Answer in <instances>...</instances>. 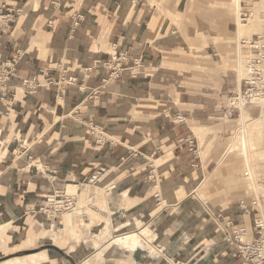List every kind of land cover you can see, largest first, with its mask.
Here are the masks:
<instances>
[{"label":"crops","instance_id":"obj_1","mask_svg":"<svg viewBox=\"0 0 264 264\" xmlns=\"http://www.w3.org/2000/svg\"><path fill=\"white\" fill-rule=\"evenodd\" d=\"M184 3L0 0V63L16 59V75L0 94L5 242L53 226L37 212L42 199L75 188L72 182L104 164L109 174L85 199L106 193L103 206H114L106 217H114L115 208L150 222L153 242L182 264H245L189 187L214 162L200 141L208 138L206 127L232 114L238 105L231 98L235 107L224 103L234 90L242 92L245 79L232 89L226 57L217 64L212 47L209 58L192 52L204 39L177 23ZM234 20L239 39L245 31ZM238 59L241 67L240 51ZM57 64L73 84L50 83L34 94L21 90L31 74L41 82L58 77ZM220 212L253 229L250 213L232 206Z\"/></svg>","mask_w":264,"mask_h":264},{"label":"rangeland","instance_id":"obj_2","mask_svg":"<svg viewBox=\"0 0 264 264\" xmlns=\"http://www.w3.org/2000/svg\"><path fill=\"white\" fill-rule=\"evenodd\" d=\"M184 1L185 3L181 5L183 14L181 18L178 19V22H176L178 24H186L187 28L185 32L191 37L196 35L197 30L203 33L204 39V42H202V44L200 43L192 52L198 57L209 58L205 57V55L206 52H210L209 47H212L214 53H217V55L213 57V61L217 64L221 63L223 56L226 57L227 64L225 68L231 75L232 89H236L237 86L243 85V80L248 78V74L246 73L248 62L244 57L248 56V52L259 53V55L255 56V58H258L256 63H261L262 65L260 66L256 78H262V81L258 84L254 83L243 87L241 93L245 100L241 109L239 106H236L231 115L228 114L224 116L221 114L222 117L215 120L212 126L206 127V132H209L208 138H201L200 141L204 147L207 146L205 148L206 151L209 150L210 153H212L210 158L213 159L214 162L204 167V170L201 171L202 173L193 181H190L189 187L190 190L195 189L192 196L201 202L206 211L220 212L227 206L238 207L239 201L243 200L248 206L247 212L250 213L252 217L253 226V229H251L250 225H247L245 239L247 241H251L253 238L261 239L260 250L264 255L263 229H260L261 235L257 233L253 234L254 218H257L259 222H263L262 218L264 215V98H262L264 97V57H262L261 54L263 50L262 53L264 56V0H239L238 9L234 8V4L231 0H229V2L228 0H215L217 1L215 3H212V0ZM244 13H246V15H244ZM239 14L243 19L242 22L249 21V23L247 27L243 29L245 35L238 39L234 36V31L236 29L234 19L236 18L238 21V19H240ZM226 36H228V38L224 39L223 37ZM250 37L253 39L252 43H255V41H262V45L257 51H253L254 48H251L248 43L242 42L249 40ZM205 48L207 51H204ZM239 51L243 58V60H241V67L238 63ZM240 68L242 70L241 73L239 71ZM252 87L258 90V94L262 96L261 99H253V93L250 91ZM236 91L237 90H234L233 93L229 94L224 103V106H229V109L233 108V106L229 104V99L236 94ZM255 97L257 98V95H255ZM242 137L244 140L246 139V145L247 142H252L255 145L253 149L250 144V149L255 151L253 156L251 154V159H253V187L249 186L246 180L248 177L244 169L243 155L241 154V147H243ZM72 183L79 184V188L77 189V187H75L66 192L69 194H77V206H82V201L87 197V188L90 184L82 186L80 184V179ZM95 185L98 186V189L101 187L100 182L95 183ZM105 199H109L106 193H102L95 198L85 199L87 201L86 205L81 209L87 217L81 221L82 219L79 218V214H74V221L73 224H71L74 226L73 234L72 231L71 234L69 233L70 227L72 226L68 225L65 228L63 216L65 214H61L56 219H53L55 221L52 223L54 224L53 226L47 225L44 226V228L37 229L35 234L38 233L39 235H37L31 243H24L25 236L23 234L13 240L7 239V244L5 241L2 242L0 244V264L3 262L15 261L18 259L17 257L22 259L27 255L41 251H45V255L50 259L47 264H83L82 261L85 264L87 260L89 264H131V259L136 260L139 264H167L165 260L167 256L170 258V261H180L170 256L172 252L170 253L163 250L160 245H157V242H153L154 239L150 241L149 245L164 256L159 254L157 256H152L151 253L143 249L129 252L124 248H120L118 245L110 246L109 243L112 235H117L125 231L137 230L135 226L132 228H129V226H120L114 229L112 226L113 223L119 226L121 223L124 224L125 221H136V219L141 220L143 223L150 222H145L143 219L138 218L137 214H131L130 211L124 212L116 210L115 208L114 217L110 216V218L108 217L109 220H107L105 217L108 216L111 210L110 207L114 206H103V201ZM43 200L44 199H42V201ZM77 206L73 209L74 211ZM39 207L40 205L37 206V208ZM98 208L105 212L99 213ZM37 212L40 213L39 209H37ZM101 222L103 226L102 224L99 225ZM106 222L108 225L110 224V228H108L107 232H102V230H105L104 225L107 224ZM98 226L103 228H98ZM44 229H51L55 233L57 232L56 237L50 239L48 236L40 235ZM70 235L71 237L73 235L72 239H68ZM71 245L74 248H71ZM58 248L63 252H60ZM98 250H100V252L96 254ZM66 253L70 255V259L67 257Z\"/></svg>","mask_w":264,"mask_h":264},{"label":"bare ground","instance_id":"obj_3","mask_svg":"<svg viewBox=\"0 0 264 264\" xmlns=\"http://www.w3.org/2000/svg\"><path fill=\"white\" fill-rule=\"evenodd\" d=\"M231 2L234 4V8L238 9L239 0H231ZM240 20H241V18L238 19V21L237 20L236 21L238 22L239 30H243L244 28L247 27V24L249 23V21L248 22H242L243 19L241 21ZM251 39L252 38H250L249 40H245V42L247 41L246 43H248L251 48H259L262 45V41H260V42L259 41H255V43H252L251 42ZM262 51H261V54H262V57H264ZM254 55H255L254 52H248V56H245L246 58L244 57V59H246L249 62L250 60L253 59ZM261 65H262L261 63L260 64L257 63V64H253V65H247V67H246V73L248 74V79H249V82L251 84H254V83L258 84L259 82L262 81V78L259 79V78L254 77L255 76L254 74L256 72V69L258 68V70H259ZM256 84H255V86H256ZM250 91L253 93V96H254L253 99H261L262 96H260L258 94L259 92H258V90H256V88H253L252 87V89ZM255 95H257V98L255 97ZM262 98H264V97H262ZM244 100L245 99H244L242 93H238V94H235L234 96H231V104H236L239 107H242L243 106ZM263 132H264V130H263ZM241 139H242V142H243V147H241L242 148L241 149L242 150L241 151V154L243 155V159H244V163H243L244 164V169L247 172V177H248L246 180H247V184L249 186L253 187L254 186L253 169H252V165H253L252 164V160L253 159H251V157L255 154V151H253V149H254L253 147H255V145L252 142H247V145H246V141H245L246 139L244 140L243 137ZM250 141H252V140H250ZM250 144H251V147L253 149H250ZM20 149L21 148L18 149V151H17L18 153H20ZM256 153H258V152H256ZM251 154H252V156H251ZM102 178H100L97 182H100L102 180ZM87 184H89V183H82L81 185L82 186H86ZM76 187L78 189L79 188V184L76 185ZM67 190H69V189H67ZM97 191H98V186H96L95 183L93 185H91V184L88 185L87 195L93 196L94 194H97ZM76 195L73 194V193L72 194H69L67 192H62V193L59 194V196H62V197H59V198L58 197H55L54 198L53 196H50L49 197V200L46 202L48 205H51V204H55L56 200H58L59 202H56L57 205L58 204L65 205V201L66 200L67 201L68 200L71 201V205H69V207L66 208V212L67 213L66 212L63 213V214H65V224H66V226H68V225L72 226L71 224H73V221H74L73 220L74 219L73 218L74 214H79V218H81L82 220L85 217H87V215L81 209V208H83V206H79V207L77 206V203L78 202H77V196ZM65 198H66V200H64ZM75 206H77V207H76V210L74 211L73 209L75 208ZM262 215H263V213H262ZM106 218H107V220H109L108 217H106ZM262 220H263V222L260 221L259 223L262 225V229H263L262 232L264 233V215H263ZM111 222H112V220H111ZM104 223H105V221H104ZM113 224H112V226L114 227V229L116 227H120V226L121 227H127V226H129V228H132L133 226H135V227H137V228H135L137 230H130V231H125V232L119 233L117 235H112L111 236V241L109 243L110 246L111 245H118L120 248H124V249H126V251H129V252H134L137 249H143V250H147L149 253H151L152 256H157L158 254L161 255L155 249H153V247L151 245H149L150 241H152L154 239V237L156 236L155 232L153 231V227H152V224L151 223H147L146 224V223H143L141 220L136 219V221L135 220L134 221H131V220L125 221L124 224L121 223L122 225L120 224L119 226L117 224L115 225V223H113ZM109 225H108V223L106 225H104V229L105 230L104 231L102 230V232H107L108 228H110ZM102 226H103V224H102ZM107 226H109V227H107ZM70 228H69L70 229L69 230V233L71 234V231H72V234H73L74 226H72ZM100 228H103V227H100ZM110 234H112V233H110ZM40 235H42V236L43 235L44 236H48L50 239H53L54 237H56L57 232L55 233L51 229H44L40 233ZM106 236H107V234H106ZM36 237H37V233L36 234H33L32 236L28 234L25 237L24 243H26V244L31 243V242L34 241V239ZM70 237H71V235H70ZM72 237H73V235H72ZM4 241L5 240L3 239V236L1 234L0 235V244L2 242H4ZM263 242H264V240H263ZM70 247L71 248H74L72 245ZM107 247H108V245H107ZM262 247H263V245H262ZM75 252H76V250H75ZM99 252H100V250H98L96 254H98ZM161 256H164V255H161ZM17 258H16L17 260H15V261L3 262L1 264H47V262L50 260L45 255V251H41V252H38V253H34V254L27 255V256L23 257L22 259L21 258L19 259V257H17ZM86 259H84V260H86ZM10 260H13V259H10ZM131 260H130L131 264H139V262H137L136 260H133V259H131ZM165 260H166V263L167 264H182L180 262L170 261L169 259H167V257L165 258ZM87 261H85V264H89ZM82 263L84 264L83 261H82Z\"/></svg>","mask_w":264,"mask_h":264},{"label":"built area","instance_id":"obj_4","mask_svg":"<svg viewBox=\"0 0 264 264\" xmlns=\"http://www.w3.org/2000/svg\"><path fill=\"white\" fill-rule=\"evenodd\" d=\"M244 15H246V13H244ZM7 17V15L4 16L3 20H6L8 22L11 20V18ZM252 41L253 39H251V42ZM242 42L246 43L245 41ZM257 49L258 48H254L253 51H257ZM256 55H259V53H255L253 59L249 62L247 61L248 65L257 64L256 61L258 60V58H255ZM15 63V58L11 60L8 59L0 63V94L2 93L3 88H6L5 83L7 82V80L16 75ZM56 70L59 72L58 77H50L43 82H41L40 79L37 78L36 74H31L29 77L23 80L21 90L26 91L29 94H34L39 88L44 87L50 83H54L57 86L74 83L75 78L73 76H68L66 74V69H64L60 64H57ZM258 71L259 70L257 68L254 77H257L256 75H258ZM245 84L251 85L248 78L245 79ZM12 88L13 87H8V89L10 90H13ZM2 101L3 98L1 97L0 102ZM229 115H231V112L229 113ZM187 142L190 144V150H194V140L192 138H188ZM107 174H109V168L106 165H100L96 167L92 172H90L87 176L81 178L80 183L94 184L100 178L106 176ZM50 196H53L54 198L62 197L57 195L56 190L53 194L44 197V200L41 202L38 209L40 213L45 214L49 218L56 219L66 211V208L71 205V201H67L65 198V205H57L56 202H59L58 200H56L55 204L48 205L46 202L49 200ZM238 208L244 212L248 211V206L243 200L239 201ZM207 214L209 215L217 229L221 232L224 240L232 242L234 244L237 253L243 258L245 264H264V255L260 250V243L262 242V240L253 238L251 241H247L245 239L247 228L242 221L237 222L232 216L224 214L223 212H212L210 210H207ZM260 229H262V225L259 223V221H257V218H254L253 234L257 233L261 235L262 233Z\"/></svg>","mask_w":264,"mask_h":264},{"label":"water","instance_id":"obj_5","mask_svg":"<svg viewBox=\"0 0 264 264\" xmlns=\"http://www.w3.org/2000/svg\"><path fill=\"white\" fill-rule=\"evenodd\" d=\"M58 250L60 251V252H63L61 249H59L58 248ZM65 253V252H64ZM67 255V257L70 259V256L68 255V254H66Z\"/></svg>","mask_w":264,"mask_h":264}]
</instances>
